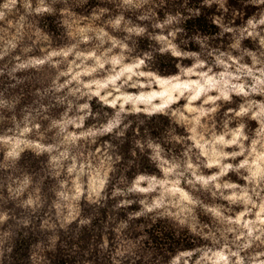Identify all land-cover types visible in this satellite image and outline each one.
<instances>
[{
  "label": "rangeland",
  "instance_id": "1",
  "mask_svg": "<svg viewBox=\"0 0 264 264\" xmlns=\"http://www.w3.org/2000/svg\"><path fill=\"white\" fill-rule=\"evenodd\" d=\"M8 3L0 0V11L5 13L0 20V93L16 108L11 114L0 113V264H131L129 248L151 257V264H224L221 257L237 251L232 243L237 238L241 245H249L240 250L245 264H264V92L260 91L264 85L252 91L264 63L259 44L264 26L257 29L260 36H240L248 20L264 13V5L226 0L225 12L218 3L207 6L204 0H153L145 11L161 24L171 17V25L153 29L146 22L144 36L125 40V33L114 30L108 21L123 15L122 24L136 25V16L121 13L108 0H89L84 7L69 8L52 0H17L11 11L4 7ZM49 7L54 14L36 11ZM103 9L107 12L101 16ZM221 23L237 30L235 35L224 32ZM237 43L238 48L232 47ZM169 45L180 53H196L199 59L174 56L170 48L164 55L146 58L153 49ZM220 54H225L224 64L214 62ZM251 54L260 62H254ZM36 60L45 61L43 68L17 67ZM138 61L143 63L137 68L134 62ZM160 62L165 64L163 70L157 68ZM240 65L251 69L253 76L240 74ZM13 68L16 80L23 81L15 88L9 86L15 83L8 76ZM220 74L223 81L217 79ZM237 84L243 91L231 90ZM74 89H79L77 96L87 94L77 101L70 94ZM222 91L230 102L208 99ZM55 96L67 99L59 104ZM126 96L134 97L142 109L162 106L167 115L151 121L128 117L124 125L131 126L120 139L112 133L98 136L95 142L67 139L106 124L121 104L130 109L133 101L125 103ZM101 97H107L109 104L99 119L88 116L82 127L68 123L60 135L59 128L50 127L53 121H77L84 116L78 104L88 103L95 114ZM114 100L115 109L110 106ZM210 108L215 112L200 115V110ZM242 108L246 111L235 115ZM135 141L145 145L143 151ZM149 142L163 151L149 148ZM12 152L19 158L10 156ZM64 152L68 155L61 158ZM105 177L109 194L113 187L137 180L138 187L151 191L129 194L137 202L118 212L113 211L117 202L113 199L103 208L89 205L91 188ZM78 194H82L79 199ZM160 196L172 213H180L189 200L198 201L185 226H173L167 218L153 222L151 214L129 220L128 213L141 210L140 199ZM29 199L39 202L38 211H31V205L25 210ZM81 221L90 225L80 228ZM125 223L129 227L121 228ZM248 233L251 238L246 240ZM23 238L28 241H17Z\"/></svg>",
  "mask_w": 264,
  "mask_h": 264
},
{
  "label": "clouds",
  "instance_id": "2",
  "mask_svg": "<svg viewBox=\"0 0 264 264\" xmlns=\"http://www.w3.org/2000/svg\"><path fill=\"white\" fill-rule=\"evenodd\" d=\"M17 0H9V3L4 5V7L6 9H8L9 11H11L12 6H14L16 4ZM89 2V0H52L53 4H61L63 7L65 8H69V7H73V6H77V7H84L85 5H87ZM215 2L218 3L220 5L221 8L224 9L225 12H227V9L224 8V4L226 2V0H204V4L207 6H211V4ZM246 3H252V4H257V5H264V0H245ZM108 3L113 5L114 8L116 10H119L121 13H131L133 15L136 16V20H137V24L133 25L131 23V21H127L125 22V24H122V21H124V16L120 15L119 17H117L115 20L112 21H108V23L111 25V27L114 30L117 31H122L125 33L124 35V39L125 40H132L134 36H144L147 31H148V23L146 22H151V27L153 29H163L166 25H171L172 23V18L169 17L163 24L156 22L152 16L149 15V13L147 11H145V7L152 4L153 0H108ZM29 11H31V9H28ZM37 12H48L50 14H54L55 13V9L54 8H38L36 9ZM104 12H107V9H103L101 10V16L103 15ZM199 13H197L198 15ZM4 11H0V20L4 19ZM101 16H95L94 19L95 20H101ZM141 23L144 24V26H139ZM221 28L223 29L224 32H233V34L235 35L236 31L235 29L232 28H226L222 23H221ZM260 26H264V13H262L259 17V19L253 20L250 19L247 21V27L244 28L243 30L240 31V36L243 37L245 35H256V36H260V31H257L258 28H260ZM261 31H264V28L261 29ZM177 35V33L175 31L172 32V36L173 38H175V36ZM163 39V38H161ZM114 43H119V42H114ZM259 44L261 46L262 49H264V36H261L260 40H259ZM232 47L234 48H238L239 44H234L232 45ZM169 48L171 49V53L174 56H191V57H196L197 59H199V57L197 56L196 53H180L179 51H177L176 47L174 45H169L166 47H161V48H156L153 49L152 52H150L148 54V56L146 57L148 60H151L152 57L156 54L159 53L160 55H164L169 51ZM129 53L133 52V49H128ZM207 55H212V53H207ZM253 55V59L254 62H260L257 60V58L255 57L254 54ZM261 57H264V51L261 52ZM222 57H225V54H220V56H218L216 58V60L214 61L215 63H219V64H224V59ZM227 59H231L230 56L226 57ZM135 66L138 68L140 64L143 63V61H138V62H134ZM200 66H203L204 61L200 60L199 61ZM45 64L44 60H36L34 62H30V63H25V64H19L17 67L19 68H27L29 66H31L32 68H35L37 70L43 68ZM102 67V65H101ZM233 67H236L235 65H233ZM238 72L242 75H247V76H253V72L251 69H246L245 66L240 65L239 68L237 69ZM91 71V70H90ZM15 72H16V68H13L9 73L8 76L10 77L11 80H14L15 83H11L10 82V87L15 88L17 85L23 83V81L21 80H16L15 78ZM260 72V76L259 77H255L254 78V82L252 84V91H256L257 88L260 85H264V79H261L260 77H264V63H262V67L259 69ZM136 75L138 76H151V73H145V72H137ZM202 76L207 78V79H211L210 77H208L207 73H202ZM115 79V78H114ZM217 79L223 81V75L220 74L217 76ZM237 79H239V76H237ZM233 91H237V92H241L243 91V87L239 84L237 85H233L232 89ZM51 91V90H49ZM260 91L264 92V88H260ZM56 93L60 92V88L57 87L55 89ZM77 92H79V89H74L70 94L74 97H76L77 101L79 100L80 96L86 95L87 93H80V96H77ZM39 95V93H37ZM95 95L99 96V93H95ZM56 102L59 104H64L67 97H60V96H55L54 97ZM117 99H120V97H117ZM125 103L129 102V101H133V104L131 106L130 109H126L124 107V104H121L119 107V110L116 111L115 116L113 118L108 119L106 124H101L99 125V127H96L95 129H89L88 131H83L79 134V136H73V135H69L67 137V139L69 141L75 142L76 140L79 139H83L84 141H88L89 138H91V142H95V139L98 136H102L105 134H109L112 133L114 135V137L116 139H120L124 136V132L126 131V129L128 127H130L131 125H124V120L127 119L128 117H136V118H140L141 116H143L144 118H146V120L151 121L153 119L154 116L157 115H167V113L164 111V108L161 107H153V108H140L137 107L134 103V97L132 96H126L123 97ZM192 99H196V97H192ZM209 100H220L223 99L224 101H231V97L228 95V93L226 91H222L220 96L218 97H209ZM101 107L100 110H98L95 114H93L90 106L88 103H84L82 105L78 104V108L81 110H84V116L80 117L78 116L77 121H71V120H66L63 123L58 122V121H53L52 124L50 125L51 128L55 129V128H59V133H57V135H60L64 132L65 130V126L68 123H77L78 127H82L83 126V120L85 118H87L88 116H92L93 119H99L100 117V112L103 110L104 105L109 104V101L107 99V97H101ZM207 103V101H205ZM112 108H116V101H112L111 105ZM43 106L41 105V108ZM16 108V104L11 102L9 99H6L4 97L3 93H0V113H4L7 112L8 114H11L12 112L15 111ZM261 110L264 111V105H261ZM244 111H246V109L242 108L241 112L239 113H235V115L239 116L241 115ZM215 112V108H210L207 110H200V115L204 116V115H209L210 113H214ZM37 114H39V110H37ZM105 116H107V113H104ZM140 123L143 124L145 123L144 119L140 120ZM123 125V127H122ZM28 129H25V131H27ZM137 135H139V133H137ZM167 138H163L162 142H166ZM228 143V142H225ZM231 143H235V141H231ZM149 148H153L155 149L157 152H162L163 149L159 148L158 145H154L151 142L148 143L147 145ZM135 147H139L141 149V151L144 150L145 145L141 144L140 141H135ZM47 151H52L51 148L47 149ZM10 156L18 159L19 158V153L17 152H12L9 153ZM37 155H40V153H37ZM67 152H64L61 154V158H65L67 157ZM132 155L135 156L136 153L135 151L132 152ZM224 155H227L226 153ZM153 159H155V157H153ZM120 160V157L116 158V163H118ZM190 169V166H189ZM73 169H69V171H72ZM113 171H115V169H113ZM182 175V172L179 173ZM211 179H215L214 177ZM248 179H254V175L248 177ZM197 180H201L203 181L204 185L207 186V181L203 180L202 177H197ZM261 180H264V176L261 177ZM24 186L27 187L28 185V180L25 179L24 180ZM108 178L105 177L103 179H100L96 182L95 187H92L90 190V193L88 195L87 198V203L89 205H94L97 208H103L106 207L108 204L109 199H113L116 200L117 202L112 205L113 211H120L122 208H128L130 207L133 203H136V200L133 199H129V194H133V193H145V192H149L151 191L150 188H140L138 187L139 184V180L134 181L131 185H125V187L121 188V187H113L110 191H108ZM117 183H120L119 181ZM193 184V187H195V183L194 182H190ZM165 191H167V189H165ZM215 194V193H213ZM62 195V194H61ZM80 195L82 194H78L77 195V199L80 198ZM256 195H259V192H256ZM122 197L123 199H117ZM138 203L140 205H142V208L140 211L138 212H130L128 213V218L129 220H135L138 219L140 217H148L149 214L152 215V219L153 222L156 221L157 218L160 219H165L167 218L170 222H173V226L176 227H183L185 226L188 222H189V218L192 217L193 215V206H195L196 204H198V201L196 200H189L187 205H183L181 206V212L180 213H172L170 211H168V207H167V202L164 200L163 196L158 197L155 200H149V199H140L138 201ZM29 205L32 206V208L30 209L31 211H38L39 210V202H35L33 200H26L23 207L25 208V210H29ZM217 217H219V213H216ZM226 219V218H225ZM178 221V225L175 224V222ZM85 225H90V221H81L79 227L83 228ZM129 225L127 223L121 225V228H128ZM244 227V226H242ZM67 230V229H66ZM193 232H195V228L192 229ZM261 232L264 233V229H261ZM251 238V233H248L245 235V239H250ZM254 239H259V237H255ZM218 243V241H217ZM232 243L237 245V251L236 252H231V250H229V256L228 257H224L222 256L221 259L224 261V264H233V262H230V257H235V261L234 264H245V258L240 256V250L242 248H247L249 245L248 244H243L241 245L240 243H238V238L237 240L232 241ZM261 243L264 244V240H261ZM104 251L107 252L108 248L105 245L104 246ZM139 249H133V248H129L127 251V260L131 261V264H137V262L139 261L140 264H151V257L148 256H144L143 253H139ZM121 257H124V253L122 252ZM141 257H143V259H141Z\"/></svg>",
  "mask_w": 264,
  "mask_h": 264
},
{
  "label": "trees",
  "instance_id": "3",
  "mask_svg": "<svg viewBox=\"0 0 264 264\" xmlns=\"http://www.w3.org/2000/svg\"><path fill=\"white\" fill-rule=\"evenodd\" d=\"M200 21H201V19H200ZM163 65H165V64H163V62L161 63L160 62V64L157 66V68L159 69V70H163L162 68H163ZM17 241H22V242H25L26 243V241H28V239H26V238H23V240H17Z\"/></svg>",
  "mask_w": 264,
  "mask_h": 264
}]
</instances>
